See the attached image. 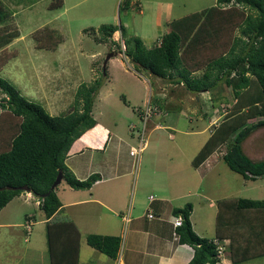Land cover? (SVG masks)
<instances>
[{
	"label": "trees",
	"instance_id": "16d2710c",
	"mask_svg": "<svg viewBox=\"0 0 264 264\" xmlns=\"http://www.w3.org/2000/svg\"><path fill=\"white\" fill-rule=\"evenodd\" d=\"M125 4L124 9L131 5ZM62 6L63 0H59L50 8ZM12 16L14 12L0 3V24ZM100 30L104 38L121 31L125 54L139 71H146L168 83H182L194 94L202 90L213 91L223 85L226 94L215 92L218 97L214 104H230V107H227L224 121L192 163L199 166L219 146L228 142L224 160L231 170L247 179L264 176V159L251 160L241 146L247 136L264 126V0H217L210 8L168 22L163 35L151 47L123 23L102 24ZM20 36L19 27L4 28L0 32V51ZM35 40L38 49L52 51L65 41V37L57 29L46 27L36 31ZM201 70H204L203 74L196 73ZM102 85V80L91 86L81 85L73 110L52 115L40 103L22 95L12 82L0 77V90L6 94L0 98V110L6 112L3 116V112L0 113V211L24 192H32L40 199V207L48 219L46 238L51 264H80L81 233L73 220L63 213L57 194L59 185L53 187V183L60 171L62 181L75 189H90L99 180V174L77 178L66 159L84 148L104 150L107 146L108 130L102 128L91 132L97 125L93 109ZM142 113L143 110H139L140 120ZM259 117L263 118L249 123ZM233 134L234 138H231ZM219 204L221 208L225 205L226 209L234 206L244 212L258 211L257 216L264 220V200L237 198ZM192 209L193 205L189 203L174 210L175 216L182 217L181 225L176 227L178 241L194 250L188 264H216L221 261L216 246L210 238L202 237L194 230L190 220ZM253 225L249 223V227ZM254 226L257 227L256 223ZM262 228L264 231V224ZM87 243L115 259L122 238L90 233ZM250 248H236L234 240L231 241L232 264H242L252 255L264 254V251L251 254Z\"/></svg>",
	"mask_w": 264,
	"mask_h": 264
},
{
	"label": "rangeland",
	"instance_id": "374dc122",
	"mask_svg": "<svg viewBox=\"0 0 264 264\" xmlns=\"http://www.w3.org/2000/svg\"><path fill=\"white\" fill-rule=\"evenodd\" d=\"M58 1L0 0V3L7 5L14 12V16L0 24V32L4 28L15 27H19L21 31L19 38L14 39L0 51V77L12 82L22 95L40 103L52 115L73 110L80 86L83 84L91 86L102 80L103 85L95 99L94 117L106 126H114L113 129L119 130L121 135H128L130 131L139 134L136 128V126L141 128L142 125L138 116L139 110H144L148 102H152L159 107V110L148 115L146 120L144 143L147 145L148 140L149 146L147 145L146 150L143 149L141 161L130 157L133 159L136 171L139 167L140 171L142 167H148L151 170L156 169L157 176L159 173L165 174L163 168L168 163L166 162L168 152L169 154L175 152L173 156L177 158L183 157L184 151L192 153L199 143L198 140H205L208 137L207 131L200 135H186L184 131L194 130L199 123L193 120L197 116L196 110H199V113L202 112L200 109L210 112L211 105L218 97L217 93L223 91L226 94V89L223 85H218L215 89L217 93L201 91L194 94L182 83L172 85L146 71H139L125 54L126 46L121 31L117 30L112 36L104 38L100 26L123 23L131 33L137 30L146 34L148 37L144 43L151 47L154 45L152 42L158 37V23L164 27L163 33L168 22L210 8L217 4V0H63L62 7L51 9L50 5ZM125 2L131 3L129 7H125L126 9L122 8L126 5ZM46 27L57 29L65 37V41L56 50L48 51L36 47L34 34ZM6 58L7 61H1ZM203 72L204 70H201L196 73L200 75ZM4 97L6 94L0 90V98ZM3 111L1 109L0 113ZM4 113L6 112L1 116ZM262 118L252 119L249 123ZM154 121H167L172 123L174 128L151 132ZM157 139L161 141V145ZM140 142L139 139L132 149L139 150L137 148ZM179 147L184 150L183 154ZM258 147H261V153L264 154V126L248 136L244 150L248 154V151ZM155 149L163 152V162L155 166L151 161L153 166H148L146 162L149 161L146 157L149 151ZM251 157L253 158L252 155ZM173 165L174 163L168 164L167 173L173 169ZM210 177L202 185L208 195L211 193L210 197L220 198L223 194H228V186H231L230 189H234L235 192L241 189V193L236 194L237 196L261 199L264 195L263 179L248 180L246 186H243L240 174L228 168L223 162L215 167ZM64 185H67L65 181L61 182L59 187ZM149 194L155 196L157 193L151 190L150 186L141 187L138 192L140 201L144 199L148 201ZM190 200L198 201L194 197ZM199 200L207 201L204 198ZM38 209H32V213L36 211L38 214L37 220L40 213ZM211 211L212 209L208 211L209 219L208 216L205 217L203 210H199L196 214L197 220H201L203 224L212 223L215 220V213L211 217ZM26 225L24 230L12 228L17 229L16 233L12 232L11 228L0 229V264H49L46 238H41V233L44 234V231H37L36 234L35 225H31L32 231L27 241ZM242 229L249 234L253 231L246 227ZM211 232L208 231L207 236H211ZM225 243L227 248L224 257L230 259V244ZM99 255L96 251L92 253L85 251L82 255L83 262L80 264H100ZM255 256L261 257V255H252L250 259ZM87 257L92 261H88ZM254 263L264 264V257L253 260Z\"/></svg>",
	"mask_w": 264,
	"mask_h": 264
},
{
	"label": "crops",
	"instance_id": "0c3cea01",
	"mask_svg": "<svg viewBox=\"0 0 264 264\" xmlns=\"http://www.w3.org/2000/svg\"><path fill=\"white\" fill-rule=\"evenodd\" d=\"M158 29V37L152 42L153 44L156 41L158 42V39L165 32L162 33L164 27H161L159 23ZM134 33L142 37L143 40L148 37L146 34L137 32V30ZM170 84L174 85L173 83ZM204 91L210 92L202 90V92ZM213 91L216 92L215 90ZM228 106L230 107V104H212L210 112H204L200 109L202 112L199 113V110H196L197 116L193 120L199 123H197V127L195 126L194 130H185L184 134L200 135L207 131L208 137L205 140H198L199 143L194 147L195 150L192 153H188L179 147L182 154L185 152L183 157L177 158L173 156L176 154L175 152L174 154L173 152L170 154L168 152L166 155V162L168 163L163 168L165 174L159 173L158 176L156 169L151 170L148 167H142L143 169L141 168L140 171L139 167V170L136 171V168H134L130 152L132 146L135 143L137 145L140 139V136L138 138L139 134L130 131V135H121L119 130L113 129L114 126H106L97 119V125L94 126L91 132L102 128L110 132L106 148L104 150L84 148L82 151L67 157L66 164L79 179H86L92 174H99V180L90 189H75L68 184L57 188L63 213L73 220L81 233L80 263L83 262V252L92 253L96 251L100 254V264H188L193 257L194 250L190 245L182 244L178 241V238L174 235L176 227H174L173 222L177 217H181V215L175 216L174 210L183 208L189 203L193 205L190 220L198 235L210 239L219 237L225 242H229V244L234 240L236 248L239 246L252 247L250 249L251 254L264 251V231L262 228L264 220L257 216L259 212L255 210H245L244 212L230 205V208L226 209L225 205L221 208L219 204L221 201H230L237 198L264 200V195L261 199L237 196L236 194L241 193V189L238 190L239 192H235L234 189H230L231 186H228V194L225 193L220 198H215L214 196L210 197L211 193L208 195L202 187L205 180L211 178L210 175L214 173L218 164L223 162L228 166L224 160L228 142L219 146L199 166H194L192 163L219 124L224 121ZM201 122L203 123L201 124ZM151 126V132L162 129L172 130L174 128L173 124L167 121H154ZM231 138H234V134ZM247 138L244 139L241 145L243 153L253 161L263 160L264 156L259 158L264 155L261 153V147L248 151V154L245 152L244 148ZM157 142L161 145L159 139H157ZM147 143L149 146L148 140ZM147 145L144 150H146ZM141 155L139 159L132 157L137 161H141ZM162 156L163 152H160V150L149 151L146 157L149 161V163L146 162L147 165L153 166L151 161L154 162L155 166L160 165L163 162ZM171 163H174L173 169L167 173V166ZM240 176L243 186H246L245 183L248 180H264V176L256 179H247L241 174ZM213 180L216 181L215 179ZM160 183H163L164 186ZM146 186H150L151 190H154L157 194L155 196L149 194L148 201L145 199L140 201V195L138 196L139 189ZM191 197L198 199V201L190 200ZM199 198H204L207 201H201ZM33 207L40 210L38 220L37 212L32 213ZM210 209H212L211 217L215 213V220L210 223L212 226L201 223V220L198 221L196 216L199 210H203L205 217L208 216L210 219L208 214ZM150 211L154 214L153 218L148 217ZM126 215L130 216L129 222L124 219ZM47 220L44 211L40 207V199L32 192L20 194L0 211V229L11 228L10 230L16 233L18 232L16 231L17 229L12 228L17 227L24 230L25 225L28 223L25 229L27 233L25 239L27 241L32 231L31 225H35L36 234L37 231L41 232L40 230H43L44 234L41 233V238H46ZM258 220L263 221L260 222ZM262 222L263 224H258ZM249 223L254 225L256 223L257 227L255 228L254 225V228L253 226L249 227ZM29 224L30 230L28 231ZM244 227L253 231L249 234V232L242 229ZM206 228L211 229L205 230ZM208 231H212L211 236H207ZM90 233L122 237L117 258L113 259L91 247L87 243V235ZM255 257L248 259L247 262L242 264H253V260L264 257V254L261 257ZM86 259L92 261L88 257ZM49 264H51L50 257ZM216 264H232V262L226 256Z\"/></svg>",
	"mask_w": 264,
	"mask_h": 264
},
{
	"label": "built area",
	"instance_id": "2783aa9c",
	"mask_svg": "<svg viewBox=\"0 0 264 264\" xmlns=\"http://www.w3.org/2000/svg\"><path fill=\"white\" fill-rule=\"evenodd\" d=\"M149 104V105H148ZM145 106V109L143 110V113H142V117H141V121H142V125H141V130L139 131V136H140V144H139V150H131V154L138 157L137 159H139L140 155H141V152L143 151V149L145 148V143L146 142V139H145V130H146V120H147V117L148 115H151L153 113H156L158 110H159V107L149 103ZM151 104V105H150ZM148 110V111H147ZM136 149V148H135ZM148 217L149 218H153L154 217V214L152 211H150L148 213ZM124 219L129 222L130 221V216L129 215H126L124 216ZM182 223V217H177L173 224H174V227H178L180 226ZM30 230V224L28 225V231ZM174 235L176 237H178V234L176 232H174ZM213 244L216 246V250L218 252V257L222 260L225 256V251H226V243L224 240H221L220 238L218 237H214L211 239Z\"/></svg>",
	"mask_w": 264,
	"mask_h": 264
},
{
	"label": "water",
	"instance_id": "95a60500",
	"mask_svg": "<svg viewBox=\"0 0 264 264\" xmlns=\"http://www.w3.org/2000/svg\"><path fill=\"white\" fill-rule=\"evenodd\" d=\"M110 56H111V54L110 55H108V57L106 58V61H105V64L107 63V61L109 60V58H110ZM105 68V67H104ZM62 173H61V171L59 172V174H58V176H57V178H56V180H55V182L53 183V187H55V186H58L61 182H62ZM47 195V194H46ZM46 195H44L43 197H45Z\"/></svg>",
	"mask_w": 264,
	"mask_h": 264
}]
</instances>
